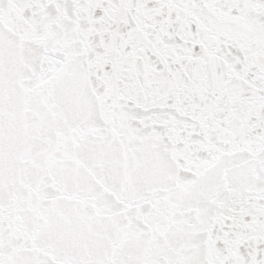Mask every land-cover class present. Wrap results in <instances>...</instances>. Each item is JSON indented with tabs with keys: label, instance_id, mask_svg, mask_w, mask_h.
<instances>
[{
	"label": "snow or ice",
	"instance_id": "1",
	"mask_svg": "<svg viewBox=\"0 0 264 264\" xmlns=\"http://www.w3.org/2000/svg\"><path fill=\"white\" fill-rule=\"evenodd\" d=\"M0 264H264V0H0Z\"/></svg>",
	"mask_w": 264,
	"mask_h": 264
}]
</instances>
